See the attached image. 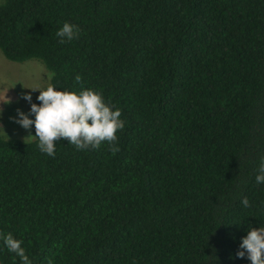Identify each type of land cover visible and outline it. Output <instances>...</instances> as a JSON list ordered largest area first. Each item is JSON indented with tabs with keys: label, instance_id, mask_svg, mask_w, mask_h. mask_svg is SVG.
Here are the masks:
<instances>
[{
	"label": "trees",
	"instance_id": "obj_1",
	"mask_svg": "<svg viewBox=\"0 0 264 264\" xmlns=\"http://www.w3.org/2000/svg\"><path fill=\"white\" fill-rule=\"evenodd\" d=\"M65 22L80 32L61 44ZM0 51L125 122L115 155L0 134V232L32 264H251L236 253L264 226V0H0ZM0 264H21L2 241Z\"/></svg>",
	"mask_w": 264,
	"mask_h": 264
},
{
	"label": "clouds",
	"instance_id": "obj_2",
	"mask_svg": "<svg viewBox=\"0 0 264 264\" xmlns=\"http://www.w3.org/2000/svg\"><path fill=\"white\" fill-rule=\"evenodd\" d=\"M79 32L77 25L65 22L55 35L63 44L77 39ZM75 82L83 83L79 74L75 76ZM26 88L39 90L37 100L40 103L31 102V92L22 94V98L31 104L30 113L35 117L32 119L17 109L18 115L13 118L25 129H31L33 125L35 127V135L29 134L24 137L25 143L30 138H37L40 151L51 157L55 156L56 142L60 140H67L77 150L99 148L106 143L113 155L119 151L117 133L125 127V122L121 119L122 111L119 108L113 109L105 102L101 93L93 89H82L79 92L57 90L51 84L43 90L36 87ZM4 102L11 101L8 98ZM255 181L257 184L264 183V159L261 160ZM241 203L244 207L251 206L247 198ZM0 241L9 252L19 257L21 264H32L21 240L16 239L11 233L0 232ZM236 256L239 258L247 256L251 264H264V226L252 227L247 231V235L242 237ZM48 264H52L51 260Z\"/></svg>",
	"mask_w": 264,
	"mask_h": 264
},
{
	"label": "rangeland",
	"instance_id": "obj_3",
	"mask_svg": "<svg viewBox=\"0 0 264 264\" xmlns=\"http://www.w3.org/2000/svg\"><path fill=\"white\" fill-rule=\"evenodd\" d=\"M48 77L49 72L41 61L29 59L14 62L8 60L0 51V134L22 140L29 134L33 135L31 129L23 128L13 118L18 115L17 109L29 115L30 103L22 98V94L31 92L33 99L38 89L33 91L26 87L40 88ZM8 98L11 102L5 103ZM32 139L34 137L28 141Z\"/></svg>",
	"mask_w": 264,
	"mask_h": 264
}]
</instances>
